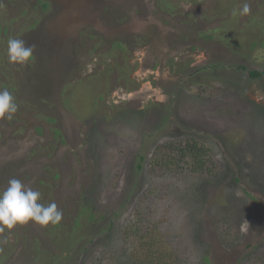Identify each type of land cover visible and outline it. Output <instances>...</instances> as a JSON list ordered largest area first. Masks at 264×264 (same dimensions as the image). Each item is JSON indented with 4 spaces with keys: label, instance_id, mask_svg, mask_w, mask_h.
<instances>
[{
    "label": "rangeland",
    "instance_id": "374dc122",
    "mask_svg": "<svg viewBox=\"0 0 264 264\" xmlns=\"http://www.w3.org/2000/svg\"><path fill=\"white\" fill-rule=\"evenodd\" d=\"M9 37L35 45L30 66L8 62ZM250 69H264V0H0V90L18 104L0 119V192L16 178L63 213L0 226V264H264ZM191 136L210 153L159 164Z\"/></svg>",
    "mask_w": 264,
    "mask_h": 264
},
{
    "label": "clouds",
    "instance_id": "9594fccd",
    "mask_svg": "<svg viewBox=\"0 0 264 264\" xmlns=\"http://www.w3.org/2000/svg\"><path fill=\"white\" fill-rule=\"evenodd\" d=\"M250 13V5L245 3L242 15ZM35 45H26L23 39L9 37L6 54L8 62L21 67L30 66L34 56ZM18 111L14 95L8 90H0V119L12 121ZM41 192L27 188L19 179L12 178L8 187L0 192V226L11 230L17 225L34 221L42 226L57 225L63 213L55 202L45 206L40 203ZM247 222V221H246ZM0 227V231L3 230Z\"/></svg>",
    "mask_w": 264,
    "mask_h": 264
},
{
    "label": "trees",
    "instance_id": "16d2710c",
    "mask_svg": "<svg viewBox=\"0 0 264 264\" xmlns=\"http://www.w3.org/2000/svg\"><path fill=\"white\" fill-rule=\"evenodd\" d=\"M45 4H48L47 2H45ZM44 4V5H45ZM241 68H243L244 70H247L246 66H241ZM250 77L252 78H259L264 76V69H250L248 70ZM57 132H60L59 129H57ZM184 140H186V145H182L185 144L184 142H180V143H175L173 141H171L172 143L167 144L165 146H167L166 149V153H168V155L161 161H159V164L162 167H166L167 170H177L179 172H182V170H179L181 167V162H185L186 157L188 156H192L197 158H200L203 156H205L207 153H210L211 149L210 148H206L205 153L201 154L202 152H204V148L202 146L199 145V141L195 138V136H191L189 138H185ZM141 159H144L143 156L140 157ZM139 168L142 169L143 165L142 163H139ZM96 198L94 197V200ZM90 202V200H82L81 199V214H88V218L90 220L96 221L97 217H99V215H101L100 212V206L98 204H94L93 201ZM100 209V210H99ZM78 224H79V219L77 220ZM133 230H132V229ZM135 229V223L134 225H132L131 227H129L127 230H129L130 232L134 231ZM128 231V232H129ZM136 232V230H135Z\"/></svg>",
    "mask_w": 264,
    "mask_h": 264
}]
</instances>
